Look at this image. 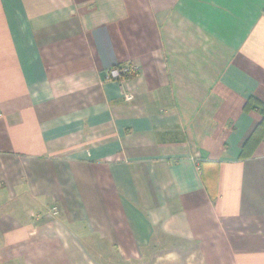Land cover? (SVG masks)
<instances>
[{
    "label": "crops",
    "instance_id": "0c3cea01",
    "mask_svg": "<svg viewBox=\"0 0 264 264\" xmlns=\"http://www.w3.org/2000/svg\"><path fill=\"white\" fill-rule=\"evenodd\" d=\"M250 98L264 0H0V264H264Z\"/></svg>",
    "mask_w": 264,
    "mask_h": 264
},
{
    "label": "built area",
    "instance_id": "2783aa9c",
    "mask_svg": "<svg viewBox=\"0 0 264 264\" xmlns=\"http://www.w3.org/2000/svg\"><path fill=\"white\" fill-rule=\"evenodd\" d=\"M105 75V80L108 82H122L126 79L132 78L137 75L138 70L136 67L131 65H117L108 69ZM124 99L128 102L134 100V95L131 93H126ZM54 211H56L54 209ZM55 214H57L55 212Z\"/></svg>",
    "mask_w": 264,
    "mask_h": 264
},
{
    "label": "trees",
    "instance_id": "16d2710c",
    "mask_svg": "<svg viewBox=\"0 0 264 264\" xmlns=\"http://www.w3.org/2000/svg\"><path fill=\"white\" fill-rule=\"evenodd\" d=\"M246 109H254V110H258V112L260 113V115L262 116V121L258 124V126L256 127V129L254 130L253 134L251 135V138L257 134L262 135V137H264V104L259 102L258 100H253L252 98L248 99V103L245 107ZM261 137V138H262ZM250 138V139H251ZM263 139V138H262Z\"/></svg>",
    "mask_w": 264,
    "mask_h": 264
},
{
    "label": "water",
    "instance_id": "95a60500",
    "mask_svg": "<svg viewBox=\"0 0 264 264\" xmlns=\"http://www.w3.org/2000/svg\"><path fill=\"white\" fill-rule=\"evenodd\" d=\"M103 75H104V77H105L106 73H104Z\"/></svg>",
    "mask_w": 264,
    "mask_h": 264
}]
</instances>
